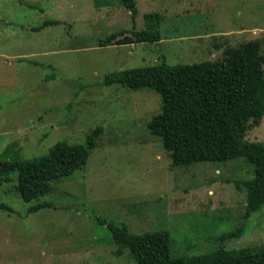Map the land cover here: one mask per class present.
Returning <instances> with one entry per match:
<instances>
[{
  "label": "rangeland",
  "instance_id": "1",
  "mask_svg": "<svg viewBox=\"0 0 264 264\" xmlns=\"http://www.w3.org/2000/svg\"><path fill=\"white\" fill-rule=\"evenodd\" d=\"M0 0V159L41 156L57 141L84 143L101 126L86 164L25 202L17 173L0 182V264H137L106 224L131 233L166 230L172 256L264 245V205L244 217L243 157L173 165L147 128L160 95L104 84L134 67L217 60L226 47L258 40L264 0ZM161 16L155 42L99 46L111 33L141 30ZM45 20L58 23L42 25ZM36 28V29H35ZM264 68V64H263ZM245 138L264 141V116ZM46 201L36 211L29 206ZM242 225L238 236L222 233Z\"/></svg>",
  "mask_w": 264,
  "mask_h": 264
},
{
  "label": "trees",
  "instance_id": "2",
  "mask_svg": "<svg viewBox=\"0 0 264 264\" xmlns=\"http://www.w3.org/2000/svg\"><path fill=\"white\" fill-rule=\"evenodd\" d=\"M133 14L134 0H120ZM146 28L120 30L98 40L99 46L160 39L158 12L144 15ZM58 23L45 20L42 25ZM36 29V28H35ZM258 40L238 47L228 46L217 60L191 64L161 63L107 74L104 84H119L133 90L149 88L161 97L159 111L147 121L149 131L161 139L173 165L199 161H227L243 157L253 164V176L241 182L246 190L244 217L264 205V141L245 138L249 121L264 116V49ZM101 126L91 129L84 143L57 141L41 156L0 159V182L17 173L15 190L25 202L37 199L54 183L86 164L96 145ZM46 201L28 211L49 206ZM0 210L11 208L0 203ZM106 224L113 243L127 250L137 264H264V245L238 249L217 248L197 255L172 256L166 230L131 233L124 224L97 219ZM242 225L222 233L221 239L240 235Z\"/></svg>",
  "mask_w": 264,
  "mask_h": 264
}]
</instances>
